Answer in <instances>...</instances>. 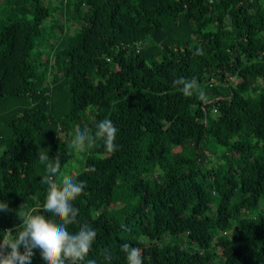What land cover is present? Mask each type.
I'll list each match as a JSON object with an SVG mask.
<instances>
[{
	"label": "trees",
	"instance_id": "16d2710c",
	"mask_svg": "<svg viewBox=\"0 0 264 264\" xmlns=\"http://www.w3.org/2000/svg\"><path fill=\"white\" fill-rule=\"evenodd\" d=\"M55 5L39 47L45 0H0V201L10 209L0 239L22 227L21 204L53 218L44 152L60 158L56 181L70 163L86 183L73 206L97 231L86 257L95 264H109L105 250L110 264H127L125 243L143 264H264V213L254 215L264 196V0ZM180 77L196 78L209 102L185 97ZM104 119L119 150L98 140L75 160L76 126L94 133ZM180 234L197 247L164 242ZM32 264H43L38 250Z\"/></svg>",
	"mask_w": 264,
	"mask_h": 264
},
{
	"label": "clouds",
	"instance_id": "9594fccd",
	"mask_svg": "<svg viewBox=\"0 0 264 264\" xmlns=\"http://www.w3.org/2000/svg\"><path fill=\"white\" fill-rule=\"evenodd\" d=\"M194 54L203 55V48L196 49ZM173 85L185 97L196 96L204 103L209 102L196 78L189 80L180 77L173 81ZM95 129L94 133H90L87 128L81 130L77 125L72 133L70 147L79 154L95 147L97 141L102 140L107 153L113 154L119 150L115 142L118 129L110 119L98 122ZM39 160L45 165L47 173L41 179V183L48 186L43 209L53 218L25 210V203L21 204L16 215L22 221V227L19 230L7 229L6 236L0 239V264H32L36 250L43 264H95L94 260L86 257L92 250L97 231L90 224L79 222V209L73 206V202L83 194L86 183L64 175L58 184L56 177L61 169L59 156L50 159L47 153L40 152ZM92 171H95L94 167ZM8 211L7 201H0V212ZM72 225H77L78 231H69ZM121 250L126 254L127 264H143L140 248L125 243ZM104 259L110 264L112 257L107 250Z\"/></svg>",
	"mask_w": 264,
	"mask_h": 264
},
{
	"label": "rangeland",
	"instance_id": "374dc122",
	"mask_svg": "<svg viewBox=\"0 0 264 264\" xmlns=\"http://www.w3.org/2000/svg\"><path fill=\"white\" fill-rule=\"evenodd\" d=\"M57 1L58 0H45V3L49 6L52 13L49 17H47L42 22V25H41L42 34H41V37L38 38V40H37L39 43L38 44L39 47H41V45H45V42L47 41V39H50V36L52 35L51 26L60 17V13L57 12L58 8L55 7L56 6L55 3ZM62 21L64 23H66L68 25L67 28H69V25H71V24L69 22L67 23V21H65L63 19H62ZM94 110H95V106L91 105V106L87 107L85 114H86V117L88 119L92 118V116H93L92 113L94 112ZM85 155H86L85 152L79 153V154L75 153V158H76L75 160L85 158ZM70 167H71V164L69 163L65 166V170L62 173H60V175L57 178L58 184L62 180L61 177H63L64 175H69L73 178L74 175H72V172L74 171V174H75L76 169H70ZM70 170H73V171L71 172ZM258 213H264V196L261 198L260 203H259L254 215H256ZM164 242H170L172 244L179 243L183 247H188L190 249L197 247L196 243H194V242L189 243V241L187 240V236L185 234H180L179 236L168 235L167 237L164 238Z\"/></svg>",
	"mask_w": 264,
	"mask_h": 264
}]
</instances>
